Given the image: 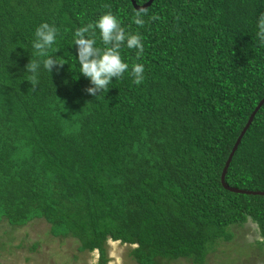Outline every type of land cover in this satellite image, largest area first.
<instances>
[{
    "label": "trees",
    "instance_id": "trees-1",
    "mask_svg": "<svg viewBox=\"0 0 264 264\" xmlns=\"http://www.w3.org/2000/svg\"><path fill=\"white\" fill-rule=\"evenodd\" d=\"M105 12L141 35L139 60L123 46L121 58L143 63L145 79L126 73L94 97L75 80L72 36ZM261 12L264 0H154L143 11L130 0H0V224L13 233L44 221L95 264L109 263V241L131 247L136 264H204L249 224L248 252L263 249L264 196L221 184L264 97ZM42 22L59 29L53 54L65 64L33 88L23 74ZM225 183L264 192V104Z\"/></svg>",
    "mask_w": 264,
    "mask_h": 264
},
{
    "label": "clouds",
    "instance_id": "clouds-1",
    "mask_svg": "<svg viewBox=\"0 0 264 264\" xmlns=\"http://www.w3.org/2000/svg\"><path fill=\"white\" fill-rule=\"evenodd\" d=\"M135 24L143 25L144 21L135 19ZM97 34L103 47L97 46ZM60 35L55 24L40 23L34 30L31 39V52L29 60L24 67L27 82L35 88L42 72L51 75L55 68L59 71L65 63L59 56L54 55V46ZM256 43L264 48V12L259 13L255 21ZM73 46L76 47L75 59L79 66V74L75 80L83 76L89 87L85 92L89 96H98L113 80L130 75L136 85L145 79V66L143 63H134L131 68L121 58V48L134 49L137 60L143 55L144 44L139 33H130L121 26V21L111 12H105L95 21L78 27L72 36ZM67 81L64 84L67 85Z\"/></svg>",
    "mask_w": 264,
    "mask_h": 264
},
{
    "label": "rangeland",
    "instance_id": "rangeland-1",
    "mask_svg": "<svg viewBox=\"0 0 264 264\" xmlns=\"http://www.w3.org/2000/svg\"><path fill=\"white\" fill-rule=\"evenodd\" d=\"M248 227H251V230ZM10 231L11 229L5 223L0 224V264H95L96 262V253L78 252L75 239L61 240L53 237L49 233V225L44 221L37 220L13 233ZM237 232L239 236L234 239L236 243L234 244V240L230 242V245L234 247L223 245L222 248L211 253L204 264H264V248H261L259 252L247 250L248 237H244V234L253 235V226L249 224ZM256 239L261 241L258 235ZM249 241L252 243L254 239L251 237ZM237 245L241 247L236 248ZM130 251L131 247L127 245L109 241L107 243L108 264H136L129 255ZM247 255L251 258L241 261ZM172 264L188 263L178 260Z\"/></svg>",
    "mask_w": 264,
    "mask_h": 264
},
{
    "label": "water",
    "instance_id": "water-1",
    "mask_svg": "<svg viewBox=\"0 0 264 264\" xmlns=\"http://www.w3.org/2000/svg\"><path fill=\"white\" fill-rule=\"evenodd\" d=\"M134 9L136 11H143L145 9H147L149 6H151L152 2L154 0H148L145 4L143 5H138L136 3L135 0H130ZM264 104V97L259 101L258 105L255 107V109L253 110V112L251 113L250 117L248 118L244 128L242 129L239 137L237 138L236 142L234 143L233 145V148L230 152V155L227 159V162L224 166V169L222 171V175H221V184L223 186L224 189H226L227 191H230V192H233V193H238V194H244V195H259V196H264V192H261V191H246V190H240V189H236V188H233V187H230L228 186L226 183H225V175H226V172L228 170V167L230 165V162L237 150V147L239 146L241 140H242V137L244 136V134L246 133L247 129L249 128V126L251 125L252 121H253V118L254 116L256 115V113L258 112V110L262 107V105Z\"/></svg>",
    "mask_w": 264,
    "mask_h": 264
},
{
    "label": "flooded vegetation",
    "instance_id": "flooded-vegetation-1",
    "mask_svg": "<svg viewBox=\"0 0 264 264\" xmlns=\"http://www.w3.org/2000/svg\"><path fill=\"white\" fill-rule=\"evenodd\" d=\"M258 237L260 238V236H259V234H258ZM261 239V238H260ZM258 240V239H257ZM253 251H257V252H259L257 249H256V247H255V250L253 249ZM251 258V257H250Z\"/></svg>",
    "mask_w": 264,
    "mask_h": 264
}]
</instances>
